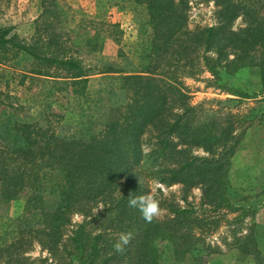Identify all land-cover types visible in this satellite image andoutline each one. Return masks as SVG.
Instances as JSON below:
<instances>
[{
	"label": "rangeland",
	"instance_id": "374dc122",
	"mask_svg": "<svg viewBox=\"0 0 264 264\" xmlns=\"http://www.w3.org/2000/svg\"><path fill=\"white\" fill-rule=\"evenodd\" d=\"M186 1V27L189 30L195 32L204 26L219 25V9L224 5L222 0ZM239 1L253 4V0H234L236 3ZM257 9L261 13L264 12L262 5ZM243 25L244 19L237 16L230 26L238 28ZM0 26L12 27V35L29 43L39 39L46 41L53 31V40L61 43L63 47H53L52 50L56 49V53L52 57H71L90 67L83 93H75L72 91L73 86L64 87V82L68 80L64 76L65 71L51 70L54 77L34 76L31 71L35 70L37 62L34 63L30 56L21 55L1 62L0 91L3 95L0 96V106L20 105L17 115L21 119L34 120L41 111L46 112L44 109L49 106L51 113L62 115L61 124L58 122V125L54 121L53 125H58V129L63 125L65 132L70 133L86 116L97 115V110L102 109L101 107L111 108L112 103L115 107H122L127 94L119 88L118 78L123 74H131L133 68L140 70L139 74L162 78L183 94V97L178 95L176 98L175 95L171 96L173 92L168 89L167 94L171 96L169 101H174V108L168 110L166 120L173 122L177 113H183L190 108L187 110L189 112L182 116V123H192V127L198 128L200 133H197V137L200 140H196L198 142L193 145H185L187 153L204 160L211 159L208 162L209 171L205 172V176L223 181L221 194L223 198H227L225 204L252 208L245 211L225 206L215 211V202L208 200L210 193L206 195L201 184L194 183L198 182L196 176L192 179L181 175L172 178L170 173L166 172L164 180H159V176L144 172L149 171V168L142 171V167L138 166L137 180L139 184H144V195H151L159 202V222L167 221L172 216L169 213L171 207L191 210L173 223H164V231L165 228L167 231L165 233H171L172 237H175V243L173 245L167 239L156 240L157 264H208L209 260L223 259L230 254L239 256L240 250L246 252L245 247L252 252L251 245L244 246L245 236L250 231V225L264 219V209L258 210L264 205V198L261 197L264 193V82L259 77L258 68L240 63L232 65L226 60L219 62L215 50L206 51L205 56L209 57L207 61L201 56V47L200 51L195 53V65L190 63L193 57L190 49L188 55L171 67L164 65L152 73L147 72L152 28L146 5L133 0H0ZM41 45L38 43V47ZM185 63L186 65H183ZM108 65H111L113 70L117 69V72H103ZM213 66L216 68L212 71ZM55 84L64 89L60 90ZM161 86L163 87L162 84ZM102 112L103 109L100 114ZM193 114L196 116L189 122ZM44 117L48 119L49 114L44 113ZM50 119L57 120L52 116ZM183 129L175 130L173 141L183 143L180 141V136L185 137L182 134ZM203 135H216L213 140L210 137L208 139L212 144L210 148H206L208 142ZM144 141L142 142L145 143ZM148 149L149 147L144 145L142 150L145 153ZM164 162L165 166L171 165L168 160ZM197 163L200 165L201 161ZM45 171L42 182L46 186L44 197L47 198L49 194L57 195L63 180L57 171ZM183 197H186V200ZM101 203L99 210L103 212L106 205H103L104 201ZM166 203H171V206ZM24 208L25 199L22 196L0 203V249L16 240L17 220L24 213ZM114 214L111 217L114 218ZM138 214L135 217H143L141 212ZM213 216L218 218L216 223L209 221ZM72 220L80 221L82 217L76 214ZM122 225L114 221L113 226L122 230L109 228L110 231L118 230L117 234L114 233L115 237L111 234L104 241L114 245L120 234H127L123 232ZM98 229L100 228L94 231ZM253 233L255 237L263 236L264 227L256 225ZM31 241L30 244L25 242L22 247L10 250L12 256L2 253L0 264H18L15 259L19 252L28 258L29 264H70L61 262L58 252L57 255H51L44 246L36 243V240ZM257 245L264 247V243L259 241ZM190 248L189 252H185ZM60 250L62 252L61 247ZM106 251V255L110 256V247ZM199 252L200 257L194 259L193 256ZM125 253L123 257L119 255L114 262L132 264L131 257L134 258L135 253L129 250L131 257ZM173 253H176L178 258ZM249 254L245 264L251 262L252 257L256 261L254 254ZM259 262L258 256L257 264Z\"/></svg>",
	"mask_w": 264,
	"mask_h": 264
},
{
	"label": "trees",
	"instance_id": "16d2710c",
	"mask_svg": "<svg viewBox=\"0 0 264 264\" xmlns=\"http://www.w3.org/2000/svg\"><path fill=\"white\" fill-rule=\"evenodd\" d=\"M133 1L146 5L152 28L150 51L147 54L149 55L147 72L152 73L164 65L167 68L171 67L176 61L188 55L190 49L193 54L190 63L195 65L197 56L195 53L203 47L201 56L207 61L209 57L205 56L206 51L215 50L219 62L226 60L232 65L240 63L255 66L259 69V77L264 82V12L261 13L257 9L259 5L264 9V0H253V4L222 0L224 5L219 9V25L204 26L195 32L186 27V0ZM237 16H242L244 25L232 28L231 22ZM11 30L12 27L0 26V63L12 57L30 56L34 63L37 62V67L31 71L34 76L54 77L51 70L65 71L64 76L68 80L64 82V87L73 86L72 91L83 93L87 86L90 67L71 57H52L56 53V49L52 50L53 47H63L61 43L53 40V31H49L51 35L46 41L39 39L29 43L12 35ZM55 36L60 37L58 34ZM38 43L42 44L41 47H38ZM108 66L103 72H117V69L113 70L111 65ZM215 68L213 66L211 70ZM138 71L140 70L133 68L131 74H123L118 78L119 88L127 94L122 107H115L114 103L110 104L111 108L101 107L102 114H100L102 109L99 108L97 115L86 116V119L70 133L65 132L63 125L57 128L58 122L61 124L62 115L51 113L52 109L49 106L44 109L46 112L41 111L36 119L31 120L21 119L17 115L20 105L14 107L8 104V107L2 103L0 203L22 196L25 199V208L17 220L16 240L0 249V256L2 253L12 256L10 250L22 247L25 242L30 244L32 239L44 246L51 255H57L58 252L59 260L64 263L118 264L114 262L115 259L119 255L123 257L125 252V255H129L130 250L135 253L136 261L129 255L132 264H157L156 240L167 239L173 245L175 243V237H172L171 233H165L167 231L166 228L164 231L166 227H163L164 223H173L191 210L171 207L169 213L172 216L162 222H159L157 217L150 223L143 217H135L140 211L129 207L128 200L133 196L144 195L146 191L143 188L144 184H139L137 180L139 167H142V171L149 168V171L144 172L159 176V180H164L166 172H169L172 178L181 175L192 179L196 176L198 182L194 183L201 184L206 195L210 193L208 200L215 202L213 203L215 211L225 206L250 211L252 207L245 209L242 206L224 203L227 198H223L221 194L223 181L205 176V172L209 171L208 162L211 159L204 160L187 153L184 146L193 145L198 142L196 140H200L197 137L200 133L198 128L192 127V123L189 125L182 123V116L187 114L190 108L183 113H177V118L173 122L166 120L168 110L174 108L172 104L174 101H169L170 97L173 95L176 98L178 95L183 97V94L162 78L139 74ZM59 89L64 88L61 89L60 86ZM168 89L173 92L171 96L167 94ZM262 89L264 90V86ZM1 92L0 96L3 95ZM243 94L248 96L246 93ZM44 113L49 114L48 119L44 117ZM51 116L57 120H51ZM195 116L193 114L189 122H192ZM54 121L58 123L57 126L53 125ZM180 128H184L181 132L185 137L180 136L183 143L173 141L172 137L175 130ZM215 136L203 135L208 142L206 148H210L211 140ZM209 137L211 140H208ZM144 145L149 147L145 153L142 150ZM164 160H168L171 165L165 166ZM197 161H201V164L199 165ZM48 169L57 171L62 177L63 184L57 195L49 194L45 198L46 186L42 182V177ZM183 198L186 200V197ZM102 201L106 207L100 212L99 204H102ZM166 204L171 206V203ZM76 214H79L82 220L73 221L72 218ZM112 214L114 218L111 217ZM217 219L213 216L209 221L216 223ZM114 221L123 224L121 226L123 232L132 236L122 253L116 252L114 247H111L114 245L104 241L111 234L115 237L114 233L122 230L113 226ZM100 224L106 226L100 227ZM111 227L118 230L110 231ZM255 227V224L249 226L250 231L245 236L244 246L251 245L252 252L257 253V241L253 233ZM97 228L100 229L94 231ZM111 241L114 242V239ZM108 247L111 250L110 256L106 255ZM244 249L250 252L248 248ZM190 250L191 248L186 249L185 252ZM17 254L16 263L29 264L27 257L22 256L20 252ZM173 254L178 258L176 253ZM200 255L201 252L193 258L197 259Z\"/></svg>",
	"mask_w": 264,
	"mask_h": 264
},
{
	"label": "clouds",
	"instance_id": "9594fccd",
	"mask_svg": "<svg viewBox=\"0 0 264 264\" xmlns=\"http://www.w3.org/2000/svg\"><path fill=\"white\" fill-rule=\"evenodd\" d=\"M129 207L137 208L146 222H152L154 217L160 214L159 202L151 195L133 196L128 200ZM132 236L128 234H120L118 241L114 244V249L118 253L125 251L126 246L130 243Z\"/></svg>",
	"mask_w": 264,
	"mask_h": 264
},
{
	"label": "crops",
	"instance_id": "0c3cea01",
	"mask_svg": "<svg viewBox=\"0 0 264 264\" xmlns=\"http://www.w3.org/2000/svg\"><path fill=\"white\" fill-rule=\"evenodd\" d=\"M262 192H264V191H262ZM261 195H262L261 197L264 198V193L261 194ZM263 203H264V201H263ZM263 209H264V205L261 206L258 210H261L262 211ZM256 222H254V223L258 227H260V226L264 227V219L261 220V221L260 220H257ZM256 238L258 239L257 241L264 243V235L263 236L256 237ZM259 248H260V250H259ZM241 252L242 251L240 250L239 251V256L234 255V254H230L227 257L223 258V259L209 260L207 263L208 264H245L244 261H245L246 257L247 256H250L249 253H252V255L254 254V257H255L256 261L252 257V260L253 261L252 260H251V262L249 261L248 264H257V258H258V256L260 257L259 264H264V247H261V246L259 247L257 245V253H255V252H249V253L248 252H242V253H244L242 255ZM247 260H248V258H247Z\"/></svg>",
	"mask_w": 264,
	"mask_h": 264
}]
</instances>
